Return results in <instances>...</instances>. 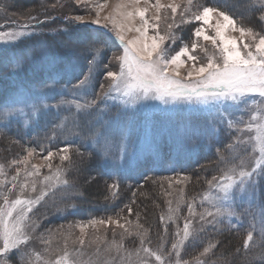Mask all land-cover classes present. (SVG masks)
<instances>
[{
	"label": "snow or ice",
	"instance_id": "snow-or-ice-1",
	"mask_svg": "<svg viewBox=\"0 0 264 264\" xmlns=\"http://www.w3.org/2000/svg\"><path fill=\"white\" fill-rule=\"evenodd\" d=\"M78 2L88 3L89 0H78ZM105 3L94 5L96 9L95 18L90 22L99 27L108 28V24L101 23V12L106 6ZM141 3L145 7H140ZM194 0H170L164 4L161 0H119L114 7L115 14L120 16L119 23L113 14L103 17L104 21H112L113 30L116 39L123 46V55L115 56L114 59L119 62V72L107 71L105 79L110 83L105 89L104 84L100 85V92L94 94L92 99H85L81 102L78 99H61L56 104H48L43 100L33 99L32 95L27 92H21L18 95L3 101L5 118L9 116L21 115L31 116L35 118L37 114L44 110L53 108L58 111L67 109L68 115L60 118L55 125L56 129L61 131L71 126V134L79 136L80 133L75 131L81 127V117L83 123L91 125L88 139L94 146H99L105 156L111 151L119 153L120 159L127 157V150L131 141V129L123 122L105 121L103 114L105 108H100L98 100H106L113 93H121L124 97L132 100L149 98L158 99L167 103L166 98L173 101L185 99L188 101L195 100L201 104H215L223 102H231L233 106L239 108L243 105L244 114L249 119L233 117L227 110H218L216 116L210 124L219 123L226 124L230 133H236L232 138V142L225 145L223 151L217 148L219 163L223 167L219 168V175H213L207 180L209 192L201 198V206L204 203L209 205L203 212L199 213L200 221L205 224L218 226L224 222V218L228 217L229 226L238 228L239 224H233L231 218L239 219L241 215L251 218L249 225L250 230L243 242L245 255L250 250V245H254V232L258 230L260 238V262L264 264V203L257 200V193L260 191V185L264 182V33L256 31L251 26L238 23L237 19L228 10L227 0H218L216 6H198L196 11H192ZM149 6L155 9L154 14L149 18L146 14L149 12ZM255 7V5H253ZM170 9L172 23L167 24V37L160 35L156 31L154 35H149V28L158 29L162 20L167 21L169 17L165 14ZM181 9V22L192 23L200 22L201 26L196 27L193 36L196 38L191 41L190 46L184 44L174 56H168L167 50L163 47L166 38L175 41L176 37L171 29L179 27L175 24V16ZM261 22H264V5L261 6ZM186 13H191L189 18H185ZM139 18L140 24L136 26V20ZM34 19V18H33ZM71 19L78 23H88L84 16H75ZM215 19L213 31L214 35H209L203 25H208L210 20ZM135 31L139 33L136 39L125 40V33ZM239 33V39L228 33ZM24 31H16L9 33H0V43L17 42L26 35ZM200 39L210 41L217 49L216 53L206 56V63L198 64V57L193 53L201 48ZM104 41L102 36H94L88 42L87 50L91 53L89 60V68L87 74L80 79L74 89L76 92L86 93L88 89L93 87L94 72L97 67L98 58H102L104 52ZM242 45V47H241ZM207 53V48H202ZM182 57H187V61H191V68L187 71L186 78L181 79L179 69L184 67L186 61ZM7 67V64L5 65ZM107 67V65H105ZM21 68V64L17 61L12 63V70ZM249 96H259V102L252 100L247 101ZM74 109V110H73ZM95 110V111H94ZM27 126V121H25ZM245 133H253V135L244 138ZM245 145L251 146L252 153H255L254 162L249 167L246 158L241 155L237 149L243 148ZM71 145L69 144L57 153L48 151L43 158V165L32 164L31 169L28 168L30 158L34 155L35 149H27V155L21 160H13V165H23V168L15 169L16 175L12 177L16 181L21 171L25 172L27 177H35L40 175V168L47 167L50 174L43 179L42 188L35 198H26L24 193L30 190L37 192V183L35 180H25L19 186L12 183L11 187H5L2 194L3 203L0 204V264H12L11 257L15 255L19 264H99L91 257L87 260L83 259L85 253L83 246L85 245V225H80L81 238L72 241L73 244L78 243L80 248H68V237L64 241L63 250L54 258L46 256L50 253L48 248L42 252L34 248H30L32 237L29 230L34 232L38 224L31 221L30 213L33 212V205H39L46 197L50 195L49 188L56 189L63 187L65 190L71 188L69 180L64 178L68 168L74 167L75 162L70 155ZM78 155H83L79 153ZM246 151V149H245ZM59 156L60 164L53 171L52 159ZM67 162V167L62 165ZM5 175V165L0 164V176ZM185 179H188L185 177ZM5 180H0V184L6 185ZM179 183V181H177ZM18 188L19 194L14 199H9L13 190ZM118 188V184H113L110 189ZM214 193V194H213ZM115 195V193H113ZM247 205L244 207V205ZM237 207H242L243 212L238 213ZM189 215H196L193 205H188ZM131 214V208L128 209ZM176 209L169 208V212H178ZM211 217V219H208ZM169 219H173L170 215ZM31 221V222H30ZM89 224L95 226L100 225H116L123 230L121 240L117 242L113 239L105 248V252L111 253L113 250L117 254L124 252L120 256V264H134L132 257L137 258L136 264H147V261L140 258L141 251L148 257H154L157 264H165L164 249L161 246L157 250L145 246L147 229L140 232L143 228L142 224L126 220L120 223L119 219L109 217L99 221L93 219ZM135 229V231L133 230ZM191 221L186 220L183 227V236L180 240L172 243V250L175 252V264H181L180 249L183 244L192 237ZM49 239L43 240L45 244L51 243L52 230H47ZM70 235V234H69ZM136 235L140 239V247L129 251L124 248L123 240L125 236ZM179 236L180 233L178 232ZM99 237H97V240ZM96 241H92L95 243ZM216 244L210 243L203 249L200 255L208 254ZM237 253L240 249L236 250ZM99 256V248L96 250ZM51 255V254H50ZM170 255V254H169ZM104 264H112L111 259H106ZM187 264V262H184ZM197 264H205L197 259ZM253 264V261H248Z\"/></svg>",
	"mask_w": 264,
	"mask_h": 264
},
{
	"label": "rangeland",
	"instance_id": "rangeland-1",
	"mask_svg": "<svg viewBox=\"0 0 264 264\" xmlns=\"http://www.w3.org/2000/svg\"><path fill=\"white\" fill-rule=\"evenodd\" d=\"M253 1L257 4V8L254 7V12L258 13L257 17L259 18L261 15L260 9L261 6L264 5V0ZM118 2L119 0H107L105 8L101 12V23L108 24V28L105 29L90 22L95 18L96 9L94 5L105 3V0H89L88 3L78 2V0H0V33H9L16 31L31 33L30 35H26L20 40L29 38V41L32 43V48L27 50V54L19 55L17 57H15L13 54V56L7 55L3 57L2 53H5V50L7 49H12L13 47L16 48V46H19L20 40L17 42L0 43V81H2V83L7 82L9 84V87L11 88V91H13V87L16 86L19 87V93L27 92L33 95L32 97L40 94L41 91L37 92L39 88L31 86L23 91L20 85H18V83H37L36 81L38 77L33 78L36 76H34L33 72L34 66H31L33 65L32 61L29 63H25L28 58H33V56H35L34 54H37L38 60L36 64H38L39 62V65L44 72L43 77L46 78L49 83H56L60 81L59 79L61 78V76L65 74L64 77L66 80H64V83H73L71 85V88L73 89L74 84H77L80 79H83V77L88 72L89 60L91 59V53L87 50L89 40L97 35L102 36V34H108V38L111 42L106 40V38H103L104 52L102 58H98L97 61V67L94 72V78L92 81L93 87L88 89L86 93L76 92L75 89H73V92L70 93H73L74 99L77 98L78 100L83 102V100L85 99L93 98L90 96V94L94 93V87L97 83H99V88L101 84H104L105 89H107L110 81L105 79L104 74L107 71L119 72V62L116 61L114 57L123 55V46L121 45V42L116 39L112 21H104L103 17L109 14H113L116 21L119 23L121 18L114 12V7ZM152 2L154 3L155 0H152ZM161 2L167 4L170 2V0H161ZM177 2H181V0H177ZM198 6H202L199 3V0H194L192 11H196ZM140 7H145V5L141 3ZM57 10H60L61 15H57ZM244 10L247 11L248 8ZM180 11L181 9H178V12L175 16V24L179 25V27L174 26L171 29V32L176 37L175 41L173 42L172 39L166 38L163 44V47L167 50V54L169 57L174 56L184 44H188L190 46L191 41L196 39L192 35L194 29L201 26L200 22L195 21L192 23H182ZM154 12L155 9L149 6V12L146 15L151 18ZM165 14L169 17V19L167 21L162 20L159 24L158 29H153L150 27L148 32L150 36L154 35L156 31H159L160 35L167 37L169 31L167 28V24L172 23L170 9ZM190 15L191 13H186L185 18H189ZM75 16H84L89 22H75L71 19V17ZM59 17L61 18L60 20L58 19ZM48 20L49 23H47L45 27L41 26V23L45 24ZM215 23V19H212L210 20L208 25H203L209 35H214L213 28ZM139 24L140 21L139 18H137L136 26H139ZM78 25L79 28H77ZM36 26L38 27L36 28ZM246 26H251L256 31L264 33V22L260 21V24H252ZM89 29H92L93 34L88 31ZM36 30L50 32L46 42L47 47H44V45L38 43L41 41L39 37L33 36V34L38 33V31ZM228 34L239 39V33L229 32ZM138 37L139 33L135 31L125 33L126 41L136 39ZM107 41L109 44H107ZM199 43L201 45V48H198L196 52L193 53L198 57L197 66H199L200 63H206L207 55H212L214 53L218 55L217 49L211 44L210 41H204L203 39H200ZM205 47L208 50L207 53L201 50ZM32 50H34L35 52L31 53ZM62 57H64L66 61H62V59H59ZM182 59L186 61V64L184 67H181L179 69L181 73L180 78L185 79L187 71L191 68L192 62L187 61V57H182ZM17 61L21 64V68L13 71L12 63ZM6 64L7 67H5ZM105 65H107V67H105ZM101 67L103 68V72L98 78L97 75L100 73L98 69ZM76 70H78L80 74L75 78L74 73H76ZM58 71L62 72L61 76L57 75ZM64 89H68V87L64 86ZM6 90V93H3V91H1V97H4L5 95L11 93L9 89ZM99 92L100 89L97 91V93ZM18 94H15V96ZM94 94H96V92ZM75 96L79 97L75 98ZM10 98H12V96L6 99ZM166 99L167 103L152 98H149L147 100H132L124 97L121 93H113L111 97L107 98L106 100L97 101L100 108H105L106 106V110L103 114V119L105 121H120L125 123L131 129V141L130 146L127 150V157L125 159H120L119 153L115 151H111L108 156H105L102 152L108 163L113 165L112 170L126 169L128 168V166L134 165L137 161L147 158L152 159L154 164L158 163L161 160L159 149L160 144L165 143L164 145H171V148H174L177 145L176 142H173L175 134H187L191 138V142L193 145L192 149L196 148V145L194 143L202 141L203 137H205L206 134L212 133L215 130L218 131L220 128H227L226 124L218 122V117L217 123H209V121H212L216 116L218 110L222 111L226 109L228 113H231L233 115V117L243 118L244 120L249 119L248 115L244 114L243 112V105L237 108L233 106L231 102L205 105L198 103L195 100L190 102L185 99L176 101H173L170 98ZM260 99L261 98L259 96L247 97V101L249 103H251L252 100L259 102ZM0 107H2V105H0ZM112 118L113 120H110ZM82 124L83 126L85 125V123H83V119ZM234 134L237 135L236 133ZM251 135H253V133H245L244 138H247ZM8 144L10 143L5 144L0 140V164L5 165V175L0 176V180H5L7 182L6 185L0 184V204L3 203L2 194L5 191V187L10 188L12 183H16L19 186L25 180L36 181L37 192L33 193L28 190L24 193V197L26 198H35V196L39 194L40 190L45 187V185L42 183L44 177L50 174L49 169L42 166L40 168L39 176L27 177L25 175V172L21 171L17 180L13 181L12 177L16 175L15 169L17 167L23 168L24 166L13 165L11 162L13 160L23 159L27 155V151L26 153H14L13 150L8 151V147H10V145ZM189 144L191 143H184L183 145L185 146ZM237 151H239L241 155L246 158L249 167H251L256 155L255 153H252L251 146L245 145L243 146V148L237 149ZM57 152L58 151H55L53 153ZM46 155L47 154L35 152L34 155L30 158L28 168L31 169L32 164L43 165L45 163L43 158ZM52 164L53 171H55V167L60 164L59 156L54 155ZM66 164L67 162H65L62 167H65ZM82 171L87 172L89 171V168H83ZM185 177L187 176L175 175L165 176L163 178L157 176V180L155 179L151 183L154 185L153 191L149 192V186H146L141 188L138 194V197L141 198L147 197L148 194L153 192H157V195L159 197L161 196V199L158 198L154 201L155 203H157L159 200L161 201V211L159 207L157 220L163 222V224L165 223V230H169V232H171L170 234L167 232L168 235L163 241L155 243V240H149L151 236L150 230L152 227L148 225L145 226V222L138 219L141 213L143 214V209L138 206L139 204L133 206L134 209H131V214H129L128 212L119 215L97 217L93 219L99 221L101 219L112 217L113 219H119L120 223H125V221L128 220L132 221L133 225H135L136 223L142 224L143 228L139 229V231L143 232L144 229H147L145 246L150 247L153 250H157L162 246L164 249L165 264H175L176 256L175 252H173L172 250V243L180 240L183 236V227L185 221H191L190 230L192 231V236L197 232L204 231L206 227L210 226V224H205L200 221L198 215L199 213L203 212L205 208L209 207L207 203H204L203 207L201 206V198L204 194H207L209 190H206L205 192H197V188L199 187L197 186V181L194 182V179V181L192 182L189 177H187L188 179H185ZM81 180L83 179L81 178ZM177 181H179V183H177ZM86 182L91 183L92 190L94 189V186L98 187V190L94 189L93 196L98 200H105V198H108L112 193L109 185H106L105 187L103 185L102 187L100 183H93L95 181L86 180ZM190 182L193 186L189 190L187 187ZM263 187L264 182H262L260 185V191L257 193V199H261V190ZM48 191L50 192V195L43 201H41L39 205H33V212L29 214L31 221H34L36 222V224H38V227H36V230L34 232L29 230L32 237L29 247L41 252L45 248H48L50 250V253H45V255L50 256V258H54L55 255L60 254V252L63 250L64 241L67 236L69 250L74 247L80 248V245L78 243L73 244L72 241H78V239L81 238L79 226L85 225V235L83 237L85 239V245L83 246L85 255L83 259L87 260L89 257H91L94 261L98 260L99 264H104V261L106 259H111L112 264H120V256L124 255V252L117 254L115 250H113L111 253H107L105 252V248L113 239H115L117 242H120L121 233L123 232V230L116 225L96 224L95 226H92L89 224V221L93 219L87 221H75L59 225L50 224L49 220L52 216L63 215L66 212L67 207L64 205V202L66 203L69 199L67 197L68 195L66 190L62 186L56 189L49 188ZM18 194L19 191L17 188L16 190L12 191L9 199H14ZM160 201L159 204L157 203L158 206L160 205ZM189 204L193 205V210L196 215H189ZM177 206H179L178 212H169L170 207L172 209H176ZM246 206L247 205L245 204L244 207ZM236 211L238 213H241L239 207L236 208ZM241 211L243 212L242 207ZM170 215L173 217V219H169ZM241 216L239 217V219H237L236 217H232V223L236 224L237 222H239ZM208 219H211V217H209ZM228 220L229 218L225 217L224 222L218 225V227L229 225ZM47 230H52L53 233V235L51 236L50 244H45L43 242V240L49 239V233ZM133 230L135 231V229ZM178 232L180 233L179 236L177 235ZM41 234H43V240L41 239ZM255 235L260 242L258 230L256 231ZM168 236L172 241L170 244L168 243ZM97 237H99L98 240ZM92 241L96 242L92 243ZM123 244L125 249L133 251L140 247V239L136 235L125 236ZM97 248H99V256H97ZM182 250L183 246L178 249L180 255ZM212 250L208 254L200 255L203 252L202 251L197 256H195V259L207 260ZM140 258L146 260L147 264H157V261L154 257L145 256L142 251L140 253ZM11 259L12 264H19V261L17 260V257L15 255H13ZM132 260L134 264H136L137 258L135 256L132 257ZM184 262H187V264L189 263V261L181 260V264H184Z\"/></svg>",
	"mask_w": 264,
	"mask_h": 264
},
{
	"label": "trees",
	"instance_id": "trees-1",
	"mask_svg": "<svg viewBox=\"0 0 264 264\" xmlns=\"http://www.w3.org/2000/svg\"><path fill=\"white\" fill-rule=\"evenodd\" d=\"M199 3L202 6H216L218 0H199ZM227 3L229 6L228 10L237 19L238 23L244 25L260 24L259 18L257 17L258 13L254 12L257 4L253 0H227ZM253 5H255V8ZM247 8L248 10L245 11L244 9ZM56 12L57 15H61L60 10ZM58 19L60 20L61 18L59 17ZM47 23H49V20L45 24L41 23V26L45 27ZM77 28H79V25ZM88 31L93 34L92 29ZM49 34V31H38L33 36L39 37L41 41L38 43L47 47L46 42ZM102 38H106V40L111 42L108 34H102ZM108 41L107 44H109ZM30 48H32V43L29 41V38H24L19 41V46L5 50L2 56L14 55L17 57L19 55H25ZM33 52L35 51L32 50L31 53ZM34 55L33 58H28L25 63L32 61L33 65L31 66H34L33 72L34 76H36L33 78L38 77L37 83H18L21 89L24 91L31 86L39 88L37 92L41 91L40 94L35 95L33 99L43 100V102L48 104H56L62 98L74 99L73 93H70L74 89L71 88L73 83H64V80H66L64 77L65 74L61 76L62 72L58 71L57 75L61 76L60 81L49 83L43 77L44 72L39 62L36 64L38 55ZM59 59L66 61L64 57ZM98 71H100L97 75L99 78L103 72V68H99ZM75 72L74 77L76 78L80 73L78 70ZM64 86L68 87V89H64ZM6 89L11 91L9 84L0 81V93L1 91L6 93ZM94 89V93H97L100 89L99 83L96 84ZM19 91V87L14 86L10 94L4 97L0 96V105H2L0 107V140L5 144L10 143L8 144L10 145L8 151L13 150L14 153H26L27 149H35L36 153L47 154L48 151H59L69 144L72 146L70 151L75 166L68 168L65 175V178L72 185L71 188L66 190L69 200L66 203L64 202V205L67 207V210L63 215H54L50 218L49 223L53 225L87 221L97 217L128 213L129 208L134 209L133 206L139 204L138 206L143 209V214L141 213L138 219L144 221L145 226L152 227L149 240H155V243L163 241L168 233L170 234L171 232L165 230V223L163 224V222L157 220V213L161 206V201L159 200V206V201L157 202L158 204L154 201L158 198L161 199V196L159 197L157 192H153L148 194L147 197H138L141 188L149 186L148 191H153L154 185L151 183L157 176L163 178L165 176L184 175L189 177L192 182L194 179V182L197 181V186H199L197 192L209 190L207 180H210L213 175H219L218 169L223 167L219 163L217 148L223 151L225 145L231 143L232 138L235 136L234 132L230 133L228 128H220L218 131L215 130L212 133L206 134L202 141L194 143L196 148L192 149L191 138L187 134H175L173 142H176L177 145L174 148H171V145H164L165 143L160 144L161 160L158 163L154 164L152 159L147 158L137 161L134 165L128 166L126 169L112 170L113 165L108 163L99 147L94 146L91 140L88 139L91 125L85 124L83 126L81 123V127L75 130L80 133L79 136L71 134V126L63 131L55 128L60 118L69 114L67 109H61L59 111L55 108L44 110L42 113L37 114L35 118L21 115L5 118L2 115L4 110L3 101L10 96L14 97ZM94 93L90 94V96L93 97ZM82 119L83 117H81V121ZM110 120H113V118ZM25 121H27V126H25ZM184 143L191 144L184 146ZM77 149L79 153L83 154L82 156L77 154ZM65 167H67V164ZM83 168H89V171L83 172ZM86 180L95 181L93 183L96 184L100 183L102 187L103 185L104 187L106 185L111 186L115 183L118 184V188H112V193L105 200H98L93 197L94 189L98 190V187L94 186L92 190L91 183L86 182ZM192 186L190 182L187 188L190 190ZM257 200L260 203H264V187L261 190V199L258 198ZM239 210L242 213L241 207H239ZM250 222V217L242 215L240 221L236 223L240 225L238 228H232L229 225L222 227L210 225L204 231L195 233L193 235L195 239L190 237L184 243L180 255L181 260L189 261L188 264H197L195 256L201 253L203 248L208 244L213 243L216 244V247L212 250L208 259L199 261H203L205 264H248V261L251 260L253 264H261V248L259 246L260 242L255 235L256 232H254L255 244L250 245V250L247 255H245L243 249V242L247 236V232L250 230ZM171 242V238L168 236V243L170 244ZM237 249H240L239 253H237Z\"/></svg>",
	"mask_w": 264,
	"mask_h": 264
}]
</instances>
